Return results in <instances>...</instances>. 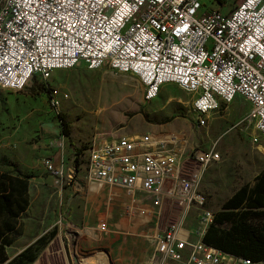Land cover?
Masks as SVG:
<instances>
[{"label":"built area","instance_id":"obj_1","mask_svg":"<svg viewBox=\"0 0 264 264\" xmlns=\"http://www.w3.org/2000/svg\"><path fill=\"white\" fill-rule=\"evenodd\" d=\"M130 75L155 100L175 84L191 98L200 127L237 98L249 109L246 122L264 137V0H242L229 11L201 0H0V90L20 93L34 77L47 84L54 71L79 67ZM53 109L60 95L49 88ZM156 134L94 137L88 147L86 182L114 187L149 200V213L127 206V216L154 223L155 250L147 264H253L204 243L215 213L199 191L204 172L221 160L213 149H187ZM51 147L60 151L59 137ZM56 184L63 170L43 161ZM76 264H89L78 240L82 230L66 222ZM190 220V224L187 221ZM106 232L99 224L95 232Z\"/></svg>","mask_w":264,"mask_h":264},{"label":"rangeland","instance_id":"obj_2","mask_svg":"<svg viewBox=\"0 0 264 264\" xmlns=\"http://www.w3.org/2000/svg\"><path fill=\"white\" fill-rule=\"evenodd\" d=\"M201 1L209 9L222 11L233 9L239 2L223 0L221 6L217 0ZM49 88L68 94V99L60 95L57 110L50 105ZM142 93L143 87L130 75L113 73L107 67L91 71L83 66L54 73L47 84L36 76L20 93L0 90V158L15 160L24 173L36 176L29 181L30 204L21 219L22 235L26 234L7 248L8 256L16 251L20 240L27 244L52 231L54 238L66 235L58 224L59 214L72 193L74 180L87 184L88 147L94 137L116 138L151 131L157 135L162 134L161 125L170 122L169 132L160 137L163 141L182 148L184 134L187 149L219 152L220 162L207 168L199 186L206 207L214 213L220 212L222 204L240 187L252 186L264 171V137L246 122L248 102L244 98L235 99L226 111L213 115L205 127H200L191 110L190 96L177 85L163 86L149 103L142 100ZM58 114L68 123V137L62 134ZM59 137L63 148L57 151L50 145ZM47 158H54L55 166L63 170L59 184L44 167ZM9 171L11 168L0 165V172ZM124 212L122 208L120 213ZM35 264H45L44 257Z\"/></svg>","mask_w":264,"mask_h":264},{"label":"crops","instance_id":"obj_3","mask_svg":"<svg viewBox=\"0 0 264 264\" xmlns=\"http://www.w3.org/2000/svg\"><path fill=\"white\" fill-rule=\"evenodd\" d=\"M62 71H54L52 75ZM169 124L170 122H166L161 125L163 126L162 134L157 135L167 134L170 130L167 128ZM146 134H154V132L151 131ZM134 135L136 134L125 135V137ZM73 184L72 193L65 208H62L59 219L61 213L65 211L67 212L66 222L71 227L82 230V237L78 240L77 245L81 254L89 253L87 255V261H90L89 264H147L155 250V244L150 239L153 234H156L154 223L147 224V221L141 215L131 217L127 216L125 212L122 215L120 211L122 208L125 210L127 206H133L137 211H143L151 215L153 211L149 200L141 194L134 197L130 196L120 188H100L89 183L82 185L79 180H74ZM97 192H99V195H95ZM72 205L73 208L70 213ZM102 223L106 224L107 231L103 233L97 231L92 234V230ZM62 227L65 229L66 234L63 239L54 238L33 264L37 263V260L39 263V260L43 257L45 264H50V262L52 264H76V258L66 243V238L69 239V237L75 236H72V233L67 230L68 227L63 225ZM25 234L24 232L21 237ZM34 241L35 239H32L27 244H21V240L18 241V244L15 245L16 251L8 256L9 259L21 253ZM223 264L235 263L226 261ZM253 264H264V261Z\"/></svg>","mask_w":264,"mask_h":264},{"label":"trees","instance_id":"obj_4","mask_svg":"<svg viewBox=\"0 0 264 264\" xmlns=\"http://www.w3.org/2000/svg\"><path fill=\"white\" fill-rule=\"evenodd\" d=\"M217 1L223 6V0ZM36 87L43 91L39 84ZM57 117L62 134L68 137V123L63 115ZM77 161L76 158V167ZM0 165L11 168L9 172H0V264H33L40 251L54 238L55 231L41 236L9 259L7 248L22 235L21 219L30 204L29 181L36 176L24 173L12 159L0 158ZM203 241L223 253L252 263L264 261V171L255 177L252 186L240 187L222 204Z\"/></svg>","mask_w":264,"mask_h":264},{"label":"bare ground","instance_id":"obj_5","mask_svg":"<svg viewBox=\"0 0 264 264\" xmlns=\"http://www.w3.org/2000/svg\"><path fill=\"white\" fill-rule=\"evenodd\" d=\"M119 77V76H118Z\"/></svg>","mask_w":264,"mask_h":264}]
</instances>
